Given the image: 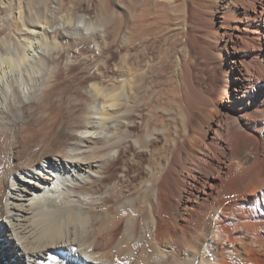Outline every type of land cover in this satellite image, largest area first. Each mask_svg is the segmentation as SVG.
I'll return each instance as SVG.
<instances>
[{
  "label": "bare ground",
  "instance_id": "obj_1",
  "mask_svg": "<svg viewBox=\"0 0 264 264\" xmlns=\"http://www.w3.org/2000/svg\"><path fill=\"white\" fill-rule=\"evenodd\" d=\"M118 19L108 79L59 81ZM0 264H264V0H0Z\"/></svg>",
  "mask_w": 264,
  "mask_h": 264
},
{
  "label": "rangeland",
  "instance_id": "obj_2",
  "mask_svg": "<svg viewBox=\"0 0 264 264\" xmlns=\"http://www.w3.org/2000/svg\"><path fill=\"white\" fill-rule=\"evenodd\" d=\"M81 7H80V6ZM78 5V7H80V9L82 10V8L84 9V4H79ZM147 8V7H146ZM79 9V8H78ZM92 9V8H91ZM90 9V12H93V10L94 9H92L91 10ZM148 10V8L146 9V13L148 12L147 11ZM162 11V12H161ZM165 11V12H164ZM160 12V13H159ZM157 14H159V15H156V19H155V21H154V24H153V22H151L152 24H150L149 22H148V20L146 19L145 21H146V23H145V21L142 23V25L139 27V31L141 32V33H145V34H148L147 35V44L145 45L146 46V48H145V51L147 52L146 54H148V55H153L156 59H157V57L160 59L161 58V60L163 61L164 59H165V57L169 54V52L168 51H170L171 52V49L173 48V46L174 45H172L173 43L175 44L176 43V41H177V39H178V35H179V29H178V26L175 24V20L173 21V20H170L173 16H171V17H169L170 16V14H172V13H170L169 12V10H167L166 8H162V10H160ZM167 12H169V15H167L166 13ZM162 14V15H161ZM173 15V14H172ZM146 16V15H145ZM168 17V19H167V17ZM162 19H161V18ZM164 17V18H163ZM158 18V19H157ZM160 18V19H159ZM164 20H166V21H164ZM122 20H119L118 19V21H116V20H114L113 22H110L109 23V25L107 24V29H108V32H107V34H106V36H105V38L104 39H101V38H97V40H96V42H97V45H95L96 47L99 45V49L98 48H96L94 45H93V47H92V44L91 43H86V41H85V43H84V41L83 42H81L79 45H81V46H78L79 47V49H76V52L79 50V53H73V50L71 51V52H69V54H65L64 56H63V59H62V64H63V66L65 65L66 67H61L62 68V72H61V77L58 75V78H59V81H65V79L67 78V80L66 81H68L67 83H69L70 81H72L70 78H69V76L71 77L72 75L74 76V74H75V72H76V74H75V77H72V79L74 80V78H75V82H73L72 81V83L70 82V84H75V83H80V84H85V82H91L92 80L93 81H99V82H102V79H101V76L103 77V76H107V77H103V78H106V79H108V76H109V74H111V72H112V67H113V63H114V61L115 60H117V58H118V56H119V54H120V52L121 51H123L124 50V47L125 46H122L121 45V47H119V50L118 51H116V52H114V50H113V47H112V44L110 43L111 42V34H112V28L113 27H119L120 29H119V33H121L122 34V32H123V28H124V25H122L121 23L123 22V24H124V21H122ZM169 21V22H168ZM148 22V23H147ZM159 23V24H158ZM157 24V25H156ZM165 24V25H164ZM111 25V26H110ZM119 25V26H118ZM161 25V27H159ZM167 26V27H166ZM173 26H175L176 28H174ZM123 27V28H122ZM153 27V28H152ZM156 27V28H155ZM160 28V29H159ZM169 28V29H168ZM172 28V29H171ZM167 29V30H166ZM165 30V31H164ZM172 30H174V31H172ZM162 33H161V32ZM177 31V32H176ZM148 32V33H147ZM171 32H175L174 34L173 33H171ZM149 34H150V36L151 37H149ZM158 34H159V36H158ZM156 35V37H154ZM165 35H166V37H165ZM177 35V36H176ZM153 36V37H152ZM159 39H158V38ZM175 37H176V39H175ZM157 38V40H154V39H156ZM106 39H107V41H106ZM153 39V40H152ZM101 40V41H100ZM103 40V41H102ZM109 41V42H108ZM154 41V42H153ZM173 41H175V42H173ZM98 42H99V44H98ZM107 42V44H105ZM170 42H172V43H170ZM108 43H110V44H108ZM84 44V45H83ZM171 44V45H170ZM86 45V46H85ZM91 45V46H90ZM104 46V47H102V46ZM109 45V46H108ZM90 46V47H89ZM166 46V47H165ZM77 47V48H78ZM81 47V48H80ZM167 47H169V48H167ZM111 48V49H110ZM72 49H74V48H72ZM96 50V51H95ZM111 50H113V51H111ZM162 50V51H161ZM109 51V52H108ZM161 51V52H160ZM82 52V53H81ZM114 53V54H113ZM159 53V54H158ZM78 54H79V57H77L78 56ZM165 54V55H164ZM71 55V56H70ZM77 55V56H76ZM83 56V57H82ZM163 56V57H162ZM67 57H69V58H67ZM81 57V58H80ZM109 57V58H108ZM64 58H66V59H64ZM74 58V59H73ZM78 58V59H77ZM103 58V59H102ZM164 58V59H163ZM109 59H110V61H109ZM67 60H69V61H72V62H69V61H67ZM84 60V61H83ZM75 61H77V62H74ZM83 61V62H82ZM96 61H97V63H99V64H96ZM102 61H103V63H102ZM67 62V63H66ZM69 62V63H68ZM79 62V63H78ZM113 62V63H112ZM65 63V64H64ZM92 63H93V65H92ZM104 64V65H103ZM70 65V66H69ZM90 65V66H89ZM70 68H69V67ZM105 66V67H104ZM108 66V67H107ZM162 66V65H161ZM160 66V67H161ZM68 67V68H67ZM73 69H72V68ZM77 67V68H76ZM101 67V68H100ZM96 68V69H95ZM168 68V69H167ZM65 69H67L66 71H65ZM170 66H169V64L168 63H165L164 64V66L161 68V71H159V72H157V74L156 75H154L153 76V78L152 79H150L149 80V82L150 83H148V85L150 86L149 87V90L146 92L147 93V95H144V97H143V102H141L140 103V106H142V107H140L139 106V111L140 112H142V113H146V111H149V110H147V109H149V108H151L152 106H157V107H152L151 109H157V108H159L158 109V112L157 113H159L160 111L161 112H163V108H168L167 110H168V112H166V113H163V114H166L167 115V113H168V115H170V114H173L174 113V111L173 110H175V108H174V99H172L173 98V96H174V94H171V89L173 88V86L175 85V78H174V75L171 73V71H170ZM70 70H73V72L72 71H70ZM96 70L97 71H99L98 73L96 72ZM109 70H111V71H109ZM169 70V71H168ZM65 71V72H64ZM75 71V72H74ZM100 71H102L101 73H102V75H101V73H100ZM67 72L69 73V72H71V73H73V74H71V75H69V74H67ZM105 72V73H104ZM162 74H161V73ZM64 73V74H63ZM66 73V74H65ZM161 74V75H160ZM170 74V75H169ZM95 75V76H94ZM98 75H101V76H98ZM68 76V77H67ZM90 76V77H89ZM160 76V77H159ZM63 77H66V78H64L63 79ZM76 77H78L77 79H76ZM155 77V78H154ZM158 77V78H157ZM168 77V78H167ZM91 80H90V79ZM61 79V80H60ZM63 79V80H62ZM84 79V80H83ZM95 79V80H94ZM101 79V80H100ZM80 82H79V81ZM87 80H90V81H87ZM165 80V81H164ZM166 80H167V82H166ZM168 80H169V82H168ZM171 80V81H170ZM66 83V82H65ZM169 83V84H168ZM87 84V83H86ZM164 85V86H163ZM163 87V88H162ZM168 87V88H167ZM166 88V89H165ZM162 89L164 90V91H162ZM165 92H167V93H165ZM145 93V94H146ZM154 93L156 94V95H154ZM188 95H189V93H187ZM158 95V96H157ZM170 95H172V97H170ZM187 95V96H188ZM163 96V97H162ZM152 97V98H151ZM158 97V98H157ZM174 97H176V95L174 96ZM147 101H146V100ZM172 99V100H171ZM154 100H156V101H154ZM148 101H150V103L151 104H149L148 103ZM164 101L167 103V104H169V103H171V104H169V106L166 104V105H164L165 103H164ZM170 101H172V102H170ZM145 103H147V104H145ZM159 103V104H158ZM173 103V104H172ZM162 106H161V105ZM149 106V105H151V106H149L148 108H147V106ZM158 105H160V106H158ZM173 105V110L172 109H170L171 108V106ZM177 105V104H176ZM164 106H166V107H164ZM145 108V109H144ZM147 108V109H146ZM142 109V110H141ZM144 109V110H143ZM143 111H145V112H143ZM160 112V113H161ZM165 112V111H164ZM166 115H164L165 117H166ZM174 115V114H173ZM173 115H171L170 117L172 118L173 117ZM167 117H169V116H167ZM171 119H169V121H170ZM134 130H136L137 131V129H134Z\"/></svg>",
  "mask_w": 264,
  "mask_h": 264
},
{
  "label": "snow or ice",
  "instance_id": "obj_3",
  "mask_svg": "<svg viewBox=\"0 0 264 264\" xmlns=\"http://www.w3.org/2000/svg\"><path fill=\"white\" fill-rule=\"evenodd\" d=\"M49 258L53 259L54 261H58L61 259L60 257L54 256L52 254H49Z\"/></svg>",
  "mask_w": 264,
  "mask_h": 264
}]
</instances>
